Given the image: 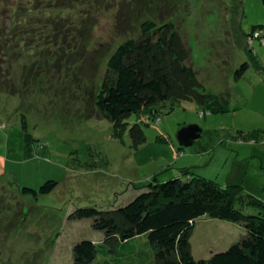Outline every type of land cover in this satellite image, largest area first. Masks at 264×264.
Listing matches in <instances>:
<instances>
[{
	"label": "rangeland",
	"instance_id": "374dc122",
	"mask_svg": "<svg viewBox=\"0 0 264 264\" xmlns=\"http://www.w3.org/2000/svg\"><path fill=\"white\" fill-rule=\"evenodd\" d=\"M149 1L0 0V216L6 207L15 209L0 226V264H73L78 242L100 243L104 234L91 219L70 215L124 206L162 172L159 182L186 177L181 170L190 169L222 186L243 184L255 197L264 193V37L255 30L252 48L247 38L253 26L264 25L262 0H159L154 17L145 9ZM144 13L178 27L188 65L208 92L230 94V110L204 113L196 102L182 101L170 111L172 103L162 102L160 118L143 124L147 142L134 148L129 132H115L98 113L94 98L109 58L138 36ZM245 63L249 68L237 79ZM192 125L201 137L183 147L178 132ZM49 180L58 186L37 201L19 193L18 187L39 189ZM243 230L199 218L194 258L228 250ZM107 256L114 264H137L112 253L100 259ZM141 257L150 264L149 254Z\"/></svg>",
	"mask_w": 264,
	"mask_h": 264
},
{
	"label": "trees",
	"instance_id": "16d2710c",
	"mask_svg": "<svg viewBox=\"0 0 264 264\" xmlns=\"http://www.w3.org/2000/svg\"><path fill=\"white\" fill-rule=\"evenodd\" d=\"M73 1L74 5L81 6L86 0ZM158 1L147 2L146 11H151ZM262 3L264 5V0ZM150 15L154 17L155 10ZM150 15L141 22L137 37L117 45L94 98L98 113L113 124L115 132H129L134 148L147 142L143 124L149 126L160 118L162 102L172 103L170 111L182 101L196 102L204 113L230 110V94L208 92L188 65L190 51L178 27L169 21L159 24L147 17ZM257 29L258 36L264 37V25L253 26L247 36L252 39L250 48L257 39L253 37ZM4 52L8 55L10 50ZM248 68V63L243 64L236 78L244 77ZM132 116H137V120L131 125ZM26 136L29 139L30 135ZM166 139L159 137L162 142ZM181 172L186 177L167 182L158 180L163 172L155 175L148 190L124 206L85 207L74 211L71 220L91 219L93 228L103 232L104 238L100 243L78 242L73 247V264H114L110 256L101 260V253H112L117 255V260L129 258L137 263L144 259L141 255L147 253L150 264H264V201L246 192L242 184L222 186L214 180L194 176L190 169ZM5 182L15 185L14 181ZM57 186L58 182L49 180L39 189L18 187V190L23 198L37 201L40 195L50 194ZM13 207L4 208L6 214L0 216L4 218L0 226L15 212ZM248 209L257 213L246 214ZM203 216L236 223L246 234L228 250L216 252L210 259L197 260L191 239L196 221ZM141 245L146 246L144 251Z\"/></svg>",
	"mask_w": 264,
	"mask_h": 264
},
{
	"label": "water",
	"instance_id": "95a60500",
	"mask_svg": "<svg viewBox=\"0 0 264 264\" xmlns=\"http://www.w3.org/2000/svg\"><path fill=\"white\" fill-rule=\"evenodd\" d=\"M201 128L195 125L181 129L178 132V140L183 147H189L201 137Z\"/></svg>",
	"mask_w": 264,
	"mask_h": 264
},
{
	"label": "crops",
	"instance_id": "0c3cea01",
	"mask_svg": "<svg viewBox=\"0 0 264 264\" xmlns=\"http://www.w3.org/2000/svg\"><path fill=\"white\" fill-rule=\"evenodd\" d=\"M176 177H179V176H176ZM243 185V184H242ZM244 187V186H243ZM244 189H245V187H244ZM246 190V189H245ZM250 192H252L251 194H254L255 195V193H254V191L253 190H249ZM249 192V193H250ZM257 197H259V198H261V199H263L264 200V193L263 194H261L260 196L259 195H257ZM240 232V231H239ZM242 233H245L246 234V232L243 230L242 231ZM139 263V262H138ZM137 263V264H138ZM139 264H146L145 262H144V260H142Z\"/></svg>",
	"mask_w": 264,
	"mask_h": 264
},
{
	"label": "built area",
	"instance_id": "2783aa9c",
	"mask_svg": "<svg viewBox=\"0 0 264 264\" xmlns=\"http://www.w3.org/2000/svg\"><path fill=\"white\" fill-rule=\"evenodd\" d=\"M257 36H258V34H257Z\"/></svg>",
	"mask_w": 264,
	"mask_h": 264
}]
</instances>
